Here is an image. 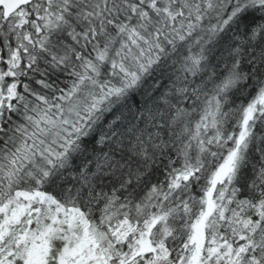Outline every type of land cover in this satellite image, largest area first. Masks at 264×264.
I'll return each mask as SVG.
<instances>
[{"label": "snow or ice", "instance_id": "obj_1", "mask_svg": "<svg viewBox=\"0 0 264 264\" xmlns=\"http://www.w3.org/2000/svg\"><path fill=\"white\" fill-rule=\"evenodd\" d=\"M0 264H264V0H0Z\"/></svg>", "mask_w": 264, "mask_h": 264}]
</instances>
